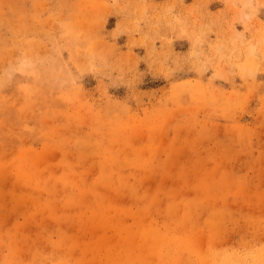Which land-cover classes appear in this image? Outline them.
<instances>
[{
    "label": "rangeland",
    "instance_id": "1",
    "mask_svg": "<svg viewBox=\"0 0 264 264\" xmlns=\"http://www.w3.org/2000/svg\"><path fill=\"white\" fill-rule=\"evenodd\" d=\"M210 1L0 0V264H264V0Z\"/></svg>",
    "mask_w": 264,
    "mask_h": 264
},
{
    "label": "crops",
    "instance_id": "2",
    "mask_svg": "<svg viewBox=\"0 0 264 264\" xmlns=\"http://www.w3.org/2000/svg\"><path fill=\"white\" fill-rule=\"evenodd\" d=\"M156 3L160 4V5H165L168 2H173V0H154ZM176 1V0H174ZM194 2V0H178V4L176 5V9L177 8H182L183 10H185V8H187L189 5H191ZM210 8L211 11H215L218 8H221L222 5L219 2H216L215 0L210 1V4L208 6ZM174 46L176 47V45H181L184 46V48H186L187 46V41L184 39H175L174 40ZM185 49H180V51H184Z\"/></svg>",
    "mask_w": 264,
    "mask_h": 264
}]
</instances>
